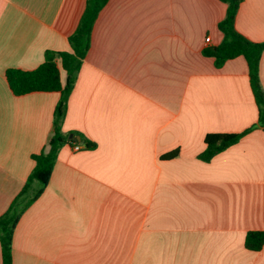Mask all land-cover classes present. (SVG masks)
<instances>
[{"label":"crops","instance_id":"crops-1","mask_svg":"<svg viewBox=\"0 0 264 264\" xmlns=\"http://www.w3.org/2000/svg\"><path fill=\"white\" fill-rule=\"evenodd\" d=\"M86 3L0 0V217L32 155L47 148L61 97L15 96L6 71L71 51ZM226 11L220 0L107 2L62 123L97 147L60 149L15 229L13 264H264V247H245L248 232L264 231V129L209 162L198 158L208 134L240 133L259 119L245 58L216 68L203 55L222 42ZM235 26L264 42V0H242ZM260 76L264 89V51Z\"/></svg>","mask_w":264,"mask_h":264},{"label":"trees","instance_id":"trees-1","mask_svg":"<svg viewBox=\"0 0 264 264\" xmlns=\"http://www.w3.org/2000/svg\"><path fill=\"white\" fill-rule=\"evenodd\" d=\"M109 0H87L84 13L74 33L69 37L71 51L58 52L48 50L45 60L33 70L8 69L6 79L15 96H23L33 92H59L60 100L54 113V132L47 148L41 153L32 155L35 166L27 178L21 192L11 203L8 210L0 217V244L2 263L13 264V236L15 229L25 211L34 203L47 187L58 159L60 149L66 145H80L82 149H95V143L82 133L72 131L64 133L62 123L66 115L69 96L74 88L77 74L91 46L94 24L103 7ZM227 4L225 17L218 28L223 33L222 42L216 47L203 50L205 57L213 58L216 68L237 57H244L248 69L250 85L259 109L257 124L240 133H212L205 137L206 149L198 156L209 162L219 153L237 144L244 136L257 128L264 129V89L261 83L260 63L264 51V42H254L239 33L236 29V18L242 0H220ZM66 74L63 83L62 73ZM71 136V137H70ZM79 136L81 141L75 140ZM178 151L164 158L172 159ZM37 182L39 188L31 191ZM245 247L251 251H261L264 247V231H251L246 234Z\"/></svg>","mask_w":264,"mask_h":264},{"label":"built area","instance_id":"built-area-1","mask_svg":"<svg viewBox=\"0 0 264 264\" xmlns=\"http://www.w3.org/2000/svg\"><path fill=\"white\" fill-rule=\"evenodd\" d=\"M207 41H210V39L207 38ZM81 149H82V148H81L80 145H75V146H74V150H75V151H78V150H81Z\"/></svg>","mask_w":264,"mask_h":264},{"label":"water","instance_id":"water-1","mask_svg":"<svg viewBox=\"0 0 264 264\" xmlns=\"http://www.w3.org/2000/svg\"><path fill=\"white\" fill-rule=\"evenodd\" d=\"M75 140L81 141V138L79 136L75 137Z\"/></svg>","mask_w":264,"mask_h":264}]
</instances>
